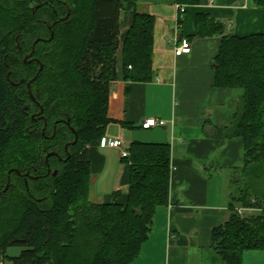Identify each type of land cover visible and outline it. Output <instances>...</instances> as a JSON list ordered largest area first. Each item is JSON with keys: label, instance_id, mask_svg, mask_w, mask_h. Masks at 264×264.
Returning <instances> with one entry per match:
<instances>
[{"label": "trees", "instance_id": "1", "mask_svg": "<svg viewBox=\"0 0 264 264\" xmlns=\"http://www.w3.org/2000/svg\"><path fill=\"white\" fill-rule=\"evenodd\" d=\"M60 1L65 4L0 0V264H132L157 212L169 204L172 147L131 143L123 159L129 166L125 204L120 190L109 203L91 202L88 147L104 138L111 122L118 51L125 81L154 80L156 19L140 12L139 0ZM254 3L264 9V0ZM67 7L70 16L61 20ZM197 33L222 37L215 87L244 92L226 129L228 139L244 141V170L238 195L231 193L229 221L211 233L215 253L227 264H243L245 252L264 251V33L227 34L208 14L198 16ZM36 40L39 62L29 63L25 56ZM237 207L254 212L240 215ZM10 248L22 252L11 256Z\"/></svg>", "mask_w": 264, "mask_h": 264}, {"label": "crops", "instance_id": "2", "mask_svg": "<svg viewBox=\"0 0 264 264\" xmlns=\"http://www.w3.org/2000/svg\"><path fill=\"white\" fill-rule=\"evenodd\" d=\"M177 5V0H139L140 12L156 19L155 78L149 83L125 81L122 49L118 51L111 122L104 138L121 140L126 148L134 141L172 147L169 204L157 212L153 232L132 264H227L212 249L211 233L229 221L231 182L244 170L243 139L226 136L244 92L215 87L214 60L222 37H200L197 18L208 14L224 25L227 34L243 37L264 33V9L254 0H205L186 7L178 24ZM182 39L192 44V52L176 57L177 41ZM150 118L166 125L143 129L142 123ZM141 129L149 137H141ZM88 149L91 202L109 203L120 190L119 203L125 204L129 166L119 149L101 142ZM243 264H264V251L245 252Z\"/></svg>", "mask_w": 264, "mask_h": 264}, {"label": "built area", "instance_id": "3", "mask_svg": "<svg viewBox=\"0 0 264 264\" xmlns=\"http://www.w3.org/2000/svg\"><path fill=\"white\" fill-rule=\"evenodd\" d=\"M214 0H208V2H213ZM177 8L179 10V16L177 18V23L179 24L180 20V15L185 13L186 7L183 5H177ZM192 52V44L186 40L182 39L180 42L177 41V46L175 48V56L176 57H182L185 55H189ZM166 125V121L164 120H159L156 118H150L147 119L142 123V128L145 130H149L155 127H164ZM101 145L103 147H112V148H117L120 151L121 157L123 159H126L130 156V153L128 151V148H126L121 140H109L106 138L101 139ZM238 213L240 215H245L246 211H254V209H244V208H238L237 209Z\"/></svg>", "mask_w": 264, "mask_h": 264}, {"label": "flooded vegetation", "instance_id": "4", "mask_svg": "<svg viewBox=\"0 0 264 264\" xmlns=\"http://www.w3.org/2000/svg\"><path fill=\"white\" fill-rule=\"evenodd\" d=\"M55 0H50V2H54ZM57 1H59V2H63V1H60V0H57ZM64 4H65V2H63ZM70 12V11H69ZM67 14H68V7H67ZM66 14V15H67ZM66 15L64 16V17H62L61 18V20H63L65 17H66ZM70 16V15H69ZM69 18V17H68ZM67 18V19H68ZM67 19H65V20H67ZM48 27H49V29H50V31H51V38L50 39H52L53 37H52V32H53V26H51V25H49L48 24ZM51 27H52V30H51ZM54 33V32H53ZM47 40V41H51V40ZM39 42V40H36L35 41V43H34V45H33V47H32V50H31V52L29 53V54H26V56H25V59H27L26 61H28L29 63H30V61H32V62H39V60L36 58V57H34V53H35V46H36V44ZM17 44H18V47H19V49L21 50L22 48H21V46H20V44H19V41H18V39H17ZM31 62V63H32ZM40 64V63H39ZM40 68H41V64H40ZM37 96H39L38 94H37ZM31 98H32V100L34 101V102H37L36 101V98L34 97V95H31ZM39 104V103H38ZM29 109V108H28ZM27 109V110H28ZM42 112H43V110L41 109V112H39L37 115H41L42 114ZM36 117H34L33 116V119H35ZM73 132H74V130H73ZM77 134V133H76ZM76 134H75V136H76ZM67 147V146H66ZM27 175V174H26ZM28 176V175H27Z\"/></svg>", "mask_w": 264, "mask_h": 264}, {"label": "rangeland", "instance_id": "5", "mask_svg": "<svg viewBox=\"0 0 264 264\" xmlns=\"http://www.w3.org/2000/svg\"><path fill=\"white\" fill-rule=\"evenodd\" d=\"M142 130V136L141 137H149L150 133L148 131H145L143 129ZM242 176V173H239L238 175H235L234 179H233V182H231V190L234 191L236 193V195H238V188L240 187V183H236V180H238L240 177ZM112 177V176H110ZM254 211H246L245 214L247 215H250L251 213H253ZM22 252V249L21 248H10L8 250V254L11 255V256H18L20 255V253ZM4 264H11L9 262H6Z\"/></svg>", "mask_w": 264, "mask_h": 264}, {"label": "water", "instance_id": "6", "mask_svg": "<svg viewBox=\"0 0 264 264\" xmlns=\"http://www.w3.org/2000/svg\"><path fill=\"white\" fill-rule=\"evenodd\" d=\"M69 15H70V12H69V10H68V14L66 15V17L63 19V20H65V19H67L68 17H69ZM51 30H52V27H51ZM54 36V33L52 32V37ZM51 40V39H50ZM27 59H25V61H26ZM32 61H30V63H31ZM43 69V66L41 65V68H40V70H42ZM10 78V74H8V79ZM20 83H23V81H21ZM12 84L13 85H18V84H15L14 82H12ZM28 88H30V84H28ZM29 108V106H25V108H24V110H27ZM74 133L76 134V132L74 131ZM76 141H77V134H76ZM75 141V142H76ZM74 142V143H75ZM68 149V147H66V150ZM57 153H55V152H53V153H50L48 156H47V160L49 159V157H51V156H54V155H56ZM17 172L19 175H21L22 173L20 172V171H18V170H12L10 173H12V172ZM57 171H55L54 173H53V175L54 176H56L57 175ZM27 175H29V174H27ZM9 188V185L7 186V188L5 189V191L7 190Z\"/></svg>", "mask_w": 264, "mask_h": 264}]
</instances>
